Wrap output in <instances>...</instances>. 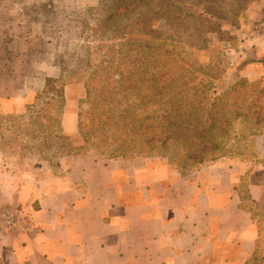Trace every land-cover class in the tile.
I'll list each match as a JSON object with an SVG mask.
<instances>
[{
	"label": "crops",
	"instance_id": "0c3cea01",
	"mask_svg": "<svg viewBox=\"0 0 264 264\" xmlns=\"http://www.w3.org/2000/svg\"><path fill=\"white\" fill-rule=\"evenodd\" d=\"M250 9L264 16V3ZM61 125L75 134L77 114ZM244 143L249 154L186 167L89 150L58 169L0 170V214L32 220L30 231L0 228V264H248L264 252V130Z\"/></svg>",
	"mask_w": 264,
	"mask_h": 264
},
{
	"label": "rangeland",
	"instance_id": "374dc122",
	"mask_svg": "<svg viewBox=\"0 0 264 264\" xmlns=\"http://www.w3.org/2000/svg\"><path fill=\"white\" fill-rule=\"evenodd\" d=\"M6 2L10 4L0 14V116L14 114L21 118L16 120V128L4 130L9 145L0 148V170L21 172L42 164L58 169L56 166L65 156L89 150L104 156L118 154V139H121L118 129L106 128L87 142L78 127L75 134L64 133L71 152L50 139L47 130L44 133L48 135L47 143L42 141L45 136L37 128L34 133L39 138L27 132L28 128H34L28 124L34 110L28 108L42 101L47 78L60 79L65 94L64 103L54 101L50 111L60 115L61 120L64 114L75 112L77 123L81 110L88 117L92 113L86 114L91 109V104L86 102L90 75L97 73L105 77L113 96L109 105L117 112L118 106H122L121 96L114 93L118 78L132 73L133 61L140 57L148 61L139 72L140 78L151 74V69L144 72L145 66H150L154 59L151 50L156 53L159 48L180 53L195 69L198 81L209 82L205 89L210 95H223L243 79L264 85V56L259 53L264 54V16L256 11L252 14L250 9L264 0ZM250 63H257L260 68L253 69L249 77L242 72ZM139 73H132L129 84L125 77L121 79L128 93L137 92L136 88L127 87L135 83ZM6 106L12 109L6 110ZM156 108L158 105H144L139 110L146 116ZM251 125L233 123L232 134L239 137L231 135L223 140V156L251 152L244 143L251 136L247 133ZM104 136L108 138L102 139ZM144 150L123 157H168L182 167L193 163L186 157L187 150L182 144L156 142Z\"/></svg>",
	"mask_w": 264,
	"mask_h": 264
},
{
	"label": "trees",
	"instance_id": "16d2710c",
	"mask_svg": "<svg viewBox=\"0 0 264 264\" xmlns=\"http://www.w3.org/2000/svg\"><path fill=\"white\" fill-rule=\"evenodd\" d=\"M158 50L156 53L151 50L154 59L150 66H145V73L151 69V74L147 76L140 78L139 72L148 61H143L141 57L133 61L132 73H139V76L127 88H136L135 94L128 93L124 88L121 82L124 74L118 78V88L114 93L118 92L121 96L122 106H118L117 112L109 105L113 96L107 88L110 84L105 77L97 73L90 75L87 79L86 102L91 104V109H87L86 114L90 111L92 113L86 117L81 110L78 122L80 134L86 142L106 128L118 129V138L121 137L118 139V154L109 157H123L129 152L144 153L146 146L156 142L162 145L173 142L184 145L186 157L199 163L224 155L223 140L233 135L234 122L252 124L248 135L257 134L264 128V85L259 86L243 79L225 94L213 96L205 89L209 82L198 81L195 69L189 66V62L180 53L172 49ZM132 73L125 77L128 84L133 77ZM98 86L103 89H98ZM64 99V87L60 79L47 78L42 101L28 108L34 110L28 122L34 128H28L27 132L39 138L34 133L37 128L45 136L42 141L47 143L48 135L44 134L47 130L50 139L71 152V145L68 142L66 144L67 136L62 130L60 115L55 116L50 111L54 101L61 100L64 103ZM144 105H158V108L153 110V114L144 116L139 110ZM18 118L21 117L14 114L0 116V148L9 145L4 130L16 128ZM233 137L238 138L239 134ZM105 138L108 137L102 139ZM262 253H256L248 264H264Z\"/></svg>",
	"mask_w": 264,
	"mask_h": 264
},
{
	"label": "built area",
	"instance_id": "2783aa9c",
	"mask_svg": "<svg viewBox=\"0 0 264 264\" xmlns=\"http://www.w3.org/2000/svg\"><path fill=\"white\" fill-rule=\"evenodd\" d=\"M0 228L9 232L30 231L32 220L28 213L7 207L0 214Z\"/></svg>",
	"mask_w": 264,
	"mask_h": 264
}]
</instances>
